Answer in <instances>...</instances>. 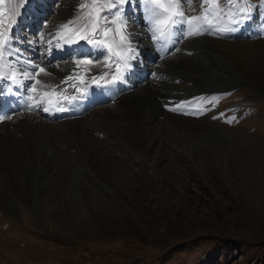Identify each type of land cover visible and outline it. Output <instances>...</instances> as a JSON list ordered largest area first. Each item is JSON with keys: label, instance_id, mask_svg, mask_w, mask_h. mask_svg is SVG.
<instances>
[{"label": "rangeland", "instance_id": "374dc122", "mask_svg": "<svg viewBox=\"0 0 264 264\" xmlns=\"http://www.w3.org/2000/svg\"><path fill=\"white\" fill-rule=\"evenodd\" d=\"M14 1L0 0V14L5 19L14 16L10 12L18 8L19 0ZM53 1L54 11L41 13L44 16L39 20L31 19L26 29L35 25L37 34H43L65 4L74 6L79 0ZM220 3L223 5V0ZM191 8L195 11L185 7L189 16L200 11L196 2ZM255 21L260 28L248 37L242 38L238 32L204 35L200 42H260L256 45L264 46V15L256 10ZM252 29L244 28L248 32ZM192 40L199 53L195 56L194 51L188 52L189 56L208 66L205 58L211 53L203 51L196 38ZM228 69L237 74L231 66ZM160 73L152 81H163L165 76L169 87L182 84L179 80L170 82L175 77L173 72L172 77ZM243 78L245 81L237 79L230 89L202 93L193 102L200 108L197 118L228 135L226 140L179 127L167 115L158 119L165 126L157 133L156 145L147 159V164L154 166L155 182H140L138 171L128 163L129 150L107 143V134L93 131L104 145V161L119 170L118 182H126L121 183V189L129 205L106 188L98 169L75 157L74 148L53 139L50 144L56 156L49 161L53 167L48 168V174L52 172L58 178L56 173L62 172L56 168V159L69 162L73 157L72 167L66 171L76 177L72 184L90 185L91 192L84 201L80 189L79 197L74 195L72 208L78 228L64 230L57 219L47 215L44 221L39 220L42 214L32 206H23L17 215L0 207V264H264V86L256 82L255 75L256 81L250 75ZM180 87L191 90L193 83ZM67 143L74 144L72 140Z\"/></svg>", "mask_w": 264, "mask_h": 264}, {"label": "bare ground", "instance_id": "6f19581e", "mask_svg": "<svg viewBox=\"0 0 264 264\" xmlns=\"http://www.w3.org/2000/svg\"><path fill=\"white\" fill-rule=\"evenodd\" d=\"M84 1L79 0L74 6L65 4V7L63 6L64 9L62 8L57 19L51 21L49 27L45 29L43 34L36 33L38 30L37 27L30 28L27 34L25 27L28 22L24 18L21 19V16L27 18L32 17L34 20H37V18H40L41 13H48L47 11L51 12L53 10L51 4L54 1L32 0L31 4L24 5L29 9L27 14L23 13L22 8H16L14 5L16 9L12 10L13 13L10 12V15L14 14L13 17L17 21V24L13 25L15 27L13 31L16 32L20 39L23 38L24 41V45L18 44L16 46L24 50L27 54V59L36 61L40 66L46 67L47 72L53 74L46 77L41 74L39 78L58 84L62 78L67 77L76 69V65L69 51H59L53 47V55L49 57L47 45L48 40L59 30V25L66 23L80 14L79 6ZM13 2L15 1L13 0ZM124 7L127 9L128 4L126 3ZM9 8L11 9L10 6ZM18 10L21 15H17ZM107 11V9H104L103 14L106 15ZM99 14H102V12ZM144 14L146 15V13ZM0 18L4 17L0 14ZM97 23L99 24V22ZM107 26L113 27L110 24ZM17 27L18 30H22L21 33L17 31ZM32 31H35V37L28 39V35ZM124 31L125 29L121 28L119 33L108 34L109 36L115 35L116 43L112 45L114 51L116 50V45L121 43V36ZM126 31L131 34L136 56L133 59L135 64H132L135 71L124 74V77L129 76L130 78L136 79L137 83L135 86L126 84L120 85L119 88L115 86L116 96L112 101L114 106L100 107V109L98 108L88 112V114L86 113L87 115L84 117L80 115L79 118L75 119L61 115V112L44 113L42 111H24L20 112L22 114H18L11 119H0L1 208L12 212L13 215H17L19 212H22L23 206H32L33 209L36 208L38 210H36L38 214L41 212L42 218L38 216L39 220L44 221L43 216L47 215L48 217L57 219L58 225L62 229L77 230V218L72 208V205L75 203L74 199H76L74 195L77 196L80 189L82 200L84 201L88 197L89 192H91L90 185L80 183V186H76L72 184V181H74L73 178L76 177H70L66 171L68 172L69 168L72 167L73 157L71 160L69 159V162L56 159V163L59 166L55 167L62 172V174L56 173V175H60L58 178H54L55 174H52V172L48 174L51 171H48V168L50 169L51 167L49 161L50 159L52 160V156H56V151L50 144L53 139H58V141L62 142V145L66 144L74 148L77 151L75 157L79 158V161L87 164L89 168L98 169V173L101 175L100 177L98 174L99 179L103 180V183L105 182L104 185L106 188L119 201L129 205L121 189V186H123L121 183L126 182L124 180L121 183L118 182L116 176L119 170L115 168L116 166L114 167V165L105 162L107 159H104V145L98 142L99 138L93 135V131L95 133L102 132L107 134L108 136L104 137V140L107 139V143L109 142V144H115L116 146L125 148V150H129L130 158L127 159L128 163L134 165L138 171L140 182H155V177L152 172L154 166L148 165L147 159L148 153L150 154V149L157 141V133L165 126H161L162 122L158 120L159 118L167 115L172 120L171 123H176L179 127L200 132L198 133L200 135L204 133V135L210 138L226 140L229 138L228 135L216 129L212 124H208L204 120L197 118L199 114L185 115L183 112H200V108L193 106V102H195L198 96L206 92L230 89L232 86H235L237 79L245 81L243 77L248 75L256 81L254 78L255 75L258 78L256 82L262 83L264 86V46L256 45L260 42L255 44L235 43V41L200 42L205 38L204 35L208 36V34L189 36L186 38L178 35L175 38L174 36L172 38L168 36L164 39L157 40L152 38L153 33L147 27L141 14L138 19H131ZM91 34L95 35L96 33L93 32ZM194 38H196L195 41L201 44L203 51L211 53L210 57L205 58V61L210 62L208 66L201 60L199 61V59L194 58L199 53L198 45L193 43L194 41L192 39ZM28 41H33L34 43L29 45ZM82 42L85 43V41H80V43ZM177 45L181 49L180 53L177 52L179 49L177 51H171ZM76 47H78L77 44L71 46L64 45L65 49ZM169 51H171L170 54ZM193 51L195 56H189L188 52L192 53ZM167 53L169 55H166ZM64 55H67L65 59L63 58ZM131 55L132 53L129 52H120L121 59H127ZM147 57L149 59L155 57L157 63L160 62L159 65L166 66V70L159 68L157 63H152L151 67L150 60H146ZM108 62L111 63V61ZM94 63L96 64L94 68L88 65L81 66V68H91V72L85 74L86 77L107 71L104 67V61H100L98 64L94 61ZM49 64L51 66H47ZM229 66L234 68L237 72L236 75L230 72L231 70L228 69ZM152 69L153 72L150 74V70ZM121 71H123L122 67ZM160 72L166 73L167 76L171 77L173 75L171 73L173 72L175 77L170 82L175 84L176 80H179L180 83L182 82L180 86H185V84L192 82L193 88L187 90L186 87V89L183 88L181 90V87L178 85L169 87V83H166L168 79L165 76L162 77L163 81H152L155 80L156 76L161 75ZM154 73L156 74L154 75ZM145 74L149 77L151 83H149V80L145 81ZM108 78L110 79V77ZM177 87L180 90H176ZM135 88L138 89L134 90ZM175 90L179 92L178 95H175L178 93H175ZM72 91L74 90L69 89V92ZM14 99L18 101L19 108L23 109L24 102L15 97ZM49 99H52L54 102L57 98L49 97ZM189 102H191L190 105ZM181 103L188 106L182 111L169 110ZM72 107L79 108L81 105L79 102H74ZM69 140H72L74 144L67 143ZM111 150L114 151V149ZM143 172L147 174L145 173L143 175ZM40 175H43V177ZM141 189L143 187H140ZM141 192L143 191L141 190ZM48 208H51L52 211L49 212ZM135 221L139 222L140 218H135Z\"/></svg>", "mask_w": 264, "mask_h": 264}, {"label": "snow or ice", "instance_id": "6c2138e0", "mask_svg": "<svg viewBox=\"0 0 264 264\" xmlns=\"http://www.w3.org/2000/svg\"><path fill=\"white\" fill-rule=\"evenodd\" d=\"M31 2L32 0H19L18 8H22L23 13L27 14L29 9L24 5ZM194 2L200 5V11L195 16H189L185 7L188 11H195L191 8ZM126 3L128 11L133 15L141 14L153 33L152 38L157 40L177 35L183 38L204 34L224 36L245 28L254 19L253 9L264 15V0H223V5L220 0H85L79 6L80 14L59 25V30L48 40L49 57L53 55V47L59 51H69L76 65V69L58 84L39 78L41 74L45 77L53 74L36 61L27 59L24 50L16 46L24 43L13 31V25L17 24L16 18H0V99L15 97L22 100L23 111L28 112H69L74 102L88 99L93 85L98 89H107L110 85L115 87L117 81L126 83L121 67L125 71L130 69L132 66L128 60L135 59L136 56L131 34L126 31L132 19L126 15ZM104 9L108 10L107 14L98 15ZM17 15H21L19 10ZM109 24L113 27H108ZM121 28L125 31L121 36V43L116 45L114 51L112 45L116 43L115 35L108 34L119 33ZM261 31L264 32V25H261ZM93 32L96 34L92 35ZM80 41L85 43L80 44ZM28 43L31 45L34 42ZM73 44L78 47L64 48V45ZM120 52H129L132 55L121 59ZM94 61L97 64L104 61L107 71L86 77L85 74L91 72V68L81 66H95ZM69 89L74 91L69 92ZM49 97L57 99L53 102ZM186 106L188 105L181 103L169 110L182 111ZM15 114L22 113H11L7 118L11 119ZM183 114L198 115L200 112L184 111ZM3 118L0 114V119Z\"/></svg>", "mask_w": 264, "mask_h": 264}]
</instances>
